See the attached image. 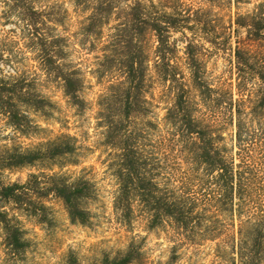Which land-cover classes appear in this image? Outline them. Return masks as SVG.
<instances>
[{
    "label": "trees",
    "instance_id": "trees-1",
    "mask_svg": "<svg viewBox=\"0 0 264 264\" xmlns=\"http://www.w3.org/2000/svg\"><path fill=\"white\" fill-rule=\"evenodd\" d=\"M25 1L28 2L14 0L17 5L24 2L31 33L39 39L41 64L48 74L63 80L65 93L72 102L80 103L79 69L65 68L61 62L63 47L55 37L38 31L36 23L43 12ZM74 1L82 10H89L83 21V34L93 38V44L99 41L102 50L97 72L100 78L107 77V86L99 102V114L106 126V140L115 149L112 164L120 185L116 208L131 219L137 201L149 214L150 226L172 222L193 238L215 239L228 235L231 225H238L234 241L241 243L239 264H264V1L252 13L238 14L235 20L237 26L246 29V36L237 39L235 46L240 95L237 100L229 91L223 97L214 96L215 89L204 78L195 41L189 40L186 45L190 84L178 79L171 63L176 50L171 41L173 28L197 26L215 33L211 21L202 17L208 10L199 7L189 12L188 17L195 23L190 24L183 22L187 19L176 7L171 13L153 1L150 4L142 0ZM105 27H108L106 35ZM151 40L156 43L153 51ZM151 52L159 78L178 84L173 103L167 108L166 128L148 117ZM252 78L258 82L250 84ZM21 82L18 78L14 85ZM18 87L4 88L16 92ZM193 88L199 91L202 104L211 111L216 108V118L200 114V101L192 96ZM23 94L18 92L20 97ZM36 101L45 109L52 106L45 97ZM244 104L248 106L243 108ZM9 114L15 125L21 124L18 110ZM229 117L232 120L235 117L234 155L228 154L222 143L224 136L219 124ZM74 152L73 137L62 134L43 147L16 150L8 166L32 164ZM47 178L40 187L42 196L54 193L63 200L73 221L87 223L90 210L84 203L92 194L90 181L83 178L72 181L61 174ZM31 179L37 181L38 175H31ZM29 185L30 179L22 184H0V224L5 243L14 252L28 242L17 217L9 214L5 203L12 201L28 209ZM40 208L44 210L46 206L41 203ZM231 216L239 220L238 224L229 222ZM134 258L131 248L122 255H106L101 264H130Z\"/></svg>",
    "mask_w": 264,
    "mask_h": 264
},
{
    "label": "rangeland",
    "instance_id": "rangeland-1",
    "mask_svg": "<svg viewBox=\"0 0 264 264\" xmlns=\"http://www.w3.org/2000/svg\"><path fill=\"white\" fill-rule=\"evenodd\" d=\"M142 1L149 4L153 1L160 9L171 13L176 7L187 19L183 22L190 24L194 21L188 17L189 12L199 7L209 11L202 17L211 21L214 34L197 26L195 29L171 30V41L176 47L171 63L178 79L190 84L186 45L189 40L195 41L199 45L204 78L215 89L214 96L223 97L224 92L229 91L234 100L239 99L235 46L237 39L246 36V29L237 26L235 20L238 14L255 11L264 0ZM28 2L43 12L36 23L38 31L55 37L63 47L61 62L65 63V68L79 69L82 100L73 103L65 93L63 80L48 74L41 64L39 39L31 33V21L24 2L17 5L14 0H0V184H22L30 179L28 197L31 199L28 209L12 201L5 203L9 214L17 217L28 243L20 250L12 251L5 243L0 224V264H101L106 255H122L131 248L135 258L130 264H239L241 243L234 241L238 225H231L228 235H219L215 239H210L212 236L193 238L172 222L150 226L149 214L137 201L133 204L131 219L125 218L116 208L120 185L112 164L115 149L106 140V126L99 114V102L107 86V77L100 78L97 72L102 50L99 41L93 44V38L83 34L82 27L89 10H82L74 0ZM104 31L106 35L108 27ZM155 44L151 40L152 51ZM151 59L148 92L151 111L148 117L166 128L167 108L173 103L178 84L162 81L155 71L153 52ZM18 78L22 82L14 85ZM255 82L257 79L250 80L252 85ZM5 86L22 88L11 92L5 90ZM18 92L24 96L20 97ZM192 96L201 100L195 88ZM38 97L47 98L52 106L42 108L36 101ZM200 105L201 115L208 119L217 117L216 108L211 111L201 101ZM247 106L242 105L243 108ZM11 110H18L22 115L20 125L11 121ZM219 124L224 136L222 143L228 154L234 155L237 150L235 117ZM62 134L73 137L75 152L72 155L8 166L16 150L43 147L44 143ZM33 174L38 175L37 181L31 179ZM53 174H61L72 181L80 178L90 181L92 194L84 203L90 210L87 223L73 221L63 200L54 193L42 196L40 187ZM41 203L46 206L44 210L40 208ZM229 222L238 224L239 220L231 216Z\"/></svg>",
    "mask_w": 264,
    "mask_h": 264
}]
</instances>
